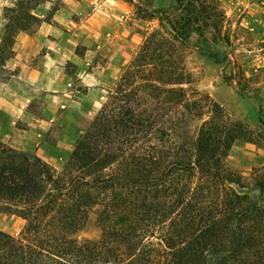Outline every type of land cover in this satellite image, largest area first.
<instances>
[{
    "label": "trees",
    "instance_id": "1",
    "mask_svg": "<svg viewBox=\"0 0 264 264\" xmlns=\"http://www.w3.org/2000/svg\"><path fill=\"white\" fill-rule=\"evenodd\" d=\"M16 1L4 10L0 68L15 34L40 22L38 0L30 11L33 0ZM175 2L146 12L167 30L145 38L58 175L0 143V206L24 221L18 237L0 231V264H264L257 206L221 187H243L225 159L249 132L183 87L193 81L181 46L193 33L220 42L223 17L208 0ZM92 218L99 238L78 239Z\"/></svg>",
    "mask_w": 264,
    "mask_h": 264
},
{
    "label": "rangeland",
    "instance_id": "2",
    "mask_svg": "<svg viewBox=\"0 0 264 264\" xmlns=\"http://www.w3.org/2000/svg\"><path fill=\"white\" fill-rule=\"evenodd\" d=\"M45 1L47 0H38L37 3V0H33L26 4L29 8L27 11L36 3L40 5ZM72 1L52 0L51 12L43 19L37 17L40 22L33 23L25 33L34 35L42 20L51 22L53 11L61 7L69 8L70 11L74 6L77 13L66 15L64 21L67 25L61 26L60 54L65 58L86 56L99 70L107 63L127 61L124 67H120L114 83H107L110 93L116 91L121 75L130 66L145 38L155 30H167L165 25L161 27L158 14H154L153 19H148L146 12L150 14L161 8L168 10L176 5L175 0H133V4L130 0H119L125 4L127 10L121 22L113 25L107 15L112 14L115 8L103 9L95 20L89 21L95 7L113 0H74L80 2L79 6L72 4ZM208 1L218 8L223 17L219 37L221 41L215 43V33L211 32L205 38L193 33L183 43V65L193 81L183 87L189 98H192L193 92L208 95L222 108L225 118L236 123L235 129L243 127L249 132L246 138L234 142L225 159V166L232 173L233 180L243 187L240 188L235 183H225L221 187L225 188V191L230 189L238 194H246L247 202L257 206V211L252 213L250 220L252 226H256L264 221V0ZM0 2V6L11 8L17 1ZM4 16L5 12L2 10L0 32L3 35L7 23ZM19 33L15 34L10 45L12 57V49ZM50 50L48 47H42L36 60ZM65 72L71 79V89L84 91L80 80L81 70L68 63ZM69 102L71 99L57 102L54 110L40 113L46 118L47 124L43 146L39 151L41 157L38 158L51 168L54 175L62 171L76 142L101 108L99 106L95 112L89 113L83 111L81 104L78 106L76 102H72L76 109H69ZM197 124L194 122L192 126ZM29 153L36 156L33 151ZM23 226L24 221L21 218L8 213L0 206L1 232L18 237ZM77 236L78 239L99 238L100 231L93 218L88 228Z\"/></svg>",
    "mask_w": 264,
    "mask_h": 264
},
{
    "label": "crops",
    "instance_id": "3",
    "mask_svg": "<svg viewBox=\"0 0 264 264\" xmlns=\"http://www.w3.org/2000/svg\"><path fill=\"white\" fill-rule=\"evenodd\" d=\"M71 3L81 5L74 0ZM52 4V0H47L38 5L32 11L33 15L39 19L45 18L51 12ZM4 8L0 6V14L2 10H5ZM107 8H115L112 14L107 15L113 25L121 22L127 10L125 4L119 0L105 1L93 9L89 21L95 20L103 9ZM68 9L61 7L53 11L51 22L42 20L34 35L20 32L12 49L13 57L0 68V143L28 154L33 151L39 158L47 124L46 118H43L40 113L54 110L55 104L65 99H71L69 109H73L72 102H76L78 106L81 104L83 111L95 112L109 95L107 83H114L118 78L120 67H124L127 62L123 60L107 63L99 70L86 56L65 58L60 54L59 36H61V26L67 25L64 21L65 16L77 13L74 6L70 8V11ZM2 39L3 33L0 32V43ZM42 47H48L51 50L46 51L37 61V53ZM68 63L81 70L80 80L84 91L71 89V79L65 72V66Z\"/></svg>",
    "mask_w": 264,
    "mask_h": 264
}]
</instances>
